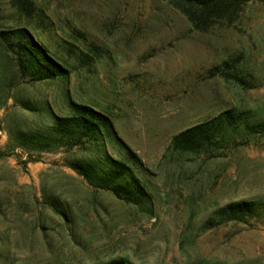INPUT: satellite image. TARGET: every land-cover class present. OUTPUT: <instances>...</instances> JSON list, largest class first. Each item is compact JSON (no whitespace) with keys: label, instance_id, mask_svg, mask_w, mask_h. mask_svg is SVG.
Instances as JSON below:
<instances>
[{"label":"rangeland","instance_id":"374dc122","mask_svg":"<svg viewBox=\"0 0 264 264\" xmlns=\"http://www.w3.org/2000/svg\"><path fill=\"white\" fill-rule=\"evenodd\" d=\"M32 2L26 19L0 0V29L27 26L69 72L22 79L0 47V264H264V217L202 226L227 202L264 200V133L212 158L167 149L174 134L227 108L264 122V0H241L232 22L203 31L164 0ZM235 57L250 88L208 74ZM69 100L110 117L139 159L146 202L119 199L69 166L103 152L131 165L112 138L24 161L16 131L52 124Z\"/></svg>","mask_w":264,"mask_h":264},{"label":"trees","instance_id":"16d2710c","mask_svg":"<svg viewBox=\"0 0 264 264\" xmlns=\"http://www.w3.org/2000/svg\"><path fill=\"white\" fill-rule=\"evenodd\" d=\"M181 12L195 30H206L216 23L232 22L240 8L241 0H164ZM16 11L29 19L34 16L32 0H11ZM0 47L12 59L19 77L31 81L64 78L68 68L39 43L27 26L0 29ZM86 54H82V56ZM89 58V57H88ZM82 59V58H81ZM84 60V59H82ZM92 62V57L89 58ZM238 57L224 59L208 70L210 76L232 80L244 88L252 83L238 69ZM70 113L53 115V123L43 128L18 130L15 138L25 150L24 161H35L34 153L72 149L86 144L104 143L112 138L126 150L128 160L122 161L103 152L96 161H70L69 166L97 188L111 191L128 203L141 205L148 194L134 172L139 164L137 155L114 130L110 117L95 107L69 100ZM264 133V122L253 120L247 110L227 108L204 121L193 124L174 134L168 150L204 153L208 158L223 155V151L247 142L252 135ZM4 153L0 152V156ZM264 217V200L243 199L216 207L205 219L204 229L215 228L228 222L247 223ZM105 264H131L124 258H112Z\"/></svg>","mask_w":264,"mask_h":264}]
</instances>
